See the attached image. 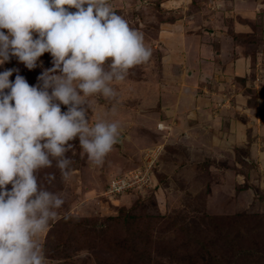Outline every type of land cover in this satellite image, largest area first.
Wrapping results in <instances>:
<instances>
[{
    "label": "rangeland",
    "instance_id": "obj_1",
    "mask_svg": "<svg viewBox=\"0 0 264 264\" xmlns=\"http://www.w3.org/2000/svg\"><path fill=\"white\" fill-rule=\"evenodd\" d=\"M108 2L130 27L143 33L152 55L115 85V99L92 98L90 124L107 119L121 125V138L104 163L90 164L75 143L67 153L71 160L67 180L55 162L37 173L42 186L64 199L56 218L38 237L45 264H264V115L240 111L239 120L255 119L258 128L245 126L242 140L234 138L231 143L226 138L231 126L224 113L231 106L256 102L264 108V0L186 1V11H196L187 19L192 25L201 24L203 31L196 32L201 50L194 59L196 71L204 66L201 60L207 49L212 59L203 60H212L220 70L210 109L213 122L206 123L214 125L220 119L223 132L212 147L199 143L195 147L187 142L186 131L181 136L177 131L179 113L185 111L177 108L175 91L183 82L175 75L194 71L185 40L184 50L170 63L164 61V49L156 41L161 23L175 15L169 8L181 17L183 7L175 6H184L185 1ZM231 57L234 62L244 61L245 68L240 76L233 75L228 86L224 78L231 77L227 66ZM40 60L42 67L29 70L13 57L0 71L19 69L30 85L36 84L43 68L51 67L48 53ZM160 124L163 129L157 128ZM183 221L195 226L197 242L203 240V249L211 250L206 261L199 258L204 252L182 244Z\"/></svg>",
    "mask_w": 264,
    "mask_h": 264
},
{
    "label": "clouds",
    "instance_id": "obj_2",
    "mask_svg": "<svg viewBox=\"0 0 264 264\" xmlns=\"http://www.w3.org/2000/svg\"><path fill=\"white\" fill-rule=\"evenodd\" d=\"M44 53L51 67L36 84L19 69L0 71V264H45L38 237L64 199L37 173L55 162L67 180L75 143L90 164L104 163L121 125L90 124L92 98L115 99V85L152 55L143 33L108 0H0V66L14 57L32 70L43 66Z\"/></svg>",
    "mask_w": 264,
    "mask_h": 264
},
{
    "label": "crops",
    "instance_id": "obj_3",
    "mask_svg": "<svg viewBox=\"0 0 264 264\" xmlns=\"http://www.w3.org/2000/svg\"><path fill=\"white\" fill-rule=\"evenodd\" d=\"M171 1H176V0H171ZM184 1H185L184 6L182 4L175 6V7H181V6L183 7V10H182L183 14L181 15V17H179L178 13L175 11V9H173V7L169 8V9L174 10L173 14L175 15L171 17V19L167 23H161L163 25H161V29L157 35L156 41L159 42V44L164 49L162 50L165 53L163 57L164 61L167 60L169 61V63L175 62L176 56L179 54L181 50L186 49V54L190 53L189 59H190V62L193 63L194 71H190V72L189 70L180 71V72H176V75H175L177 76V79L179 77L182 78V82H183L180 84V87L178 89L174 88L176 89L175 92L177 93V95L175 96L179 98V104H178L179 106L177 108L179 112H180V109L182 110V112L185 111L183 115H180L179 113L178 130L177 129L176 130L178 131L179 135L182 134V132L186 131L187 137H189L187 142L190 144H194L195 147H197L198 143L203 144V145L207 144L208 146L210 144L212 147V145L217 144V142H219L220 135H222V132H223V131L221 132L220 130L222 129V127L220 128L221 123H220L219 118H218L219 122L216 123L214 121L213 124L215 126L208 124L209 122L206 123L207 121H210V123L213 122L210 117V114H211L210 109H212V106H213L212 99L213 97H216V94H217L216 90L219 85L217 84V81L219 79L218 75L220 74V70L217 71L215 64H213V61L210 60L212 59V56L210 55L207 49L205 50V53H207V55H210V56H207L206 54H203V56L210 58V59L203 60L205 57L202 58L201 62H204V66L201 67V71H196L197 62H195L194 59L197 58L198 51L199 53H201L200 52L201 50L198 49L199 45L197 42L198 39H197L196 32L199 31L203 33L200 27L202 25L201 24L192 25L191 23L193 22L187 19V15L195 14L196 11H186L188 2H186L187 0H184ZM162 5L161 7H165ZM166 14H169V12H167ZM182 40H185L184 49H183ZM180 60L182 61L183 59L180 57ZM227 66L230 69L231 77L228 78V76L225 75L224 80L226 81L225 83L226 85L231 86V80H233L231 78L233 77V75H236V76L241 75V73L244 71V68H245V62L242 61L241 63V61L238 62L236 60L234 62V57H231L229 64ZM163 70L165 73L166 69L163 68ZM164 77L165 79H170L168 78V76H166V74H164ZM228 81H230V84H227ZM167 84L172 85L170 80L167 81ZM200 84L202 86L201 92L198 91V87ZM164 90L167 92L166 89ZM253 91L256 93L257 91L256 88L253 89ZM175 92L173 90L171 91V93H175ZM254 98H256V94ZM186 105H188L189 108H186L187 107ZM244 105L246 107L242 106L239 108H234V106H231L230 108H227L226 111H224V113H227L226 115L227 120L229 121V124L231 126V131L229 133V136L226 138L231 143H234V138H237L236 140H242L244 136V130L246 128L245 126H250V124H253L251 126L253 130L255 128H258L256 126L255 119H252L249 121L245 120V122H243V120L245 119V116H244L242 117V120L241 119L239 120L236 117V115H239L240 111L247 112V115H250V116L254 114L256 115L258 112H262L264 115L263 106L261 107L259 104H257V102L255 103V106L247 105V104H244ZM218 119H216V121H218ZM149 123L150 124L154 123L153 124L154 126L157 124L156 121L154 120H149ZM262 128L264 130V125H262ZM234 130H236L235 133H233ZM215 132H217V134ZM263 160H264V156H263ZM262 162L264 163V161Z\"/></svg>",
    "mask_w": 264,
    "mask_h": 264
},
{
    "label": "trees",
    "instance_id": "obj_4",
    "mask_svg": "<svg viewBox=\"0 0 264 264\" xmlns=\"http://www.w3.org/2000/svg\"><path fill=\"white\" fill-rule=\"evenodd\" d=\"M189 222L190 221H186V222L183 221L182 222L183 223L182 224V227H181V229L179 231L180 232V235H183V239L181 240L182 241V244L185 245L186 247L192 248V250L198 249L201 252H204V253H201L200 254V257L199 258H200V260L203 259V258H205V261H206V259H207L206 257L207 256H210L211 250L209 249V247L206 248L207 250H209V253H208L207 250H204L203 249L204 246L201 245V243L203 244V240L197 242V237L195 236V233L197 235V231H195V228H194L195 226L194 225H192V227H190L191 224L189 225ZM183 226H186V227L184 228ZM184 230H186V232H184ZM194 242H196V244H193ZM193 252H195V251H193ZM195 264H196V262H195Z\"/></svg>",
    "mask_w": 264,
    "mask_h": 264
},
{
    "label": "built area",
    "instance_id": "obj_5",
    "mask_svg": "<svg viewBox=\"0 0 264 264\" xmlns=\"http://www.w3.org/2000/svg\"><path fill=\"white\" fill-rule=\"evenodd\" d=\"M140 178V177H139ZM143 180H145V176H142V178H141V182L143 181ZM122 183H124V182H122ZM124 184H126V183H124ZM123 184V185H124Z\"/></svg>",
    "mask_w": 264,
    "mask_h": 264
}]
</instances>
